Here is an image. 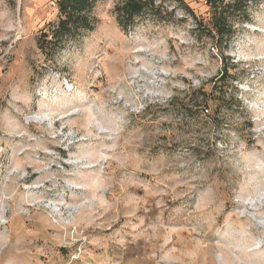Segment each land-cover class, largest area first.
I'll use <instances>...</instances> for the list:
<instances>
[{"label":"rangeland","instance_id":"obj_1","mask_svg":"<svg viewBox=\"0 0 264 264\" xmlns=\"http://www.w3.org/2000/svg\"><path fill=\"white\" fill-rule=\"evenodd\" d=\"M58 1L0 0V264H264V0L215 113L192 96L223 60L183 5L125 31L100 0L47 56Z\"/></svg>","mask_w":264,"mask_h":264},{"label":"trees","instance_id":"obj_2","mask_svg":"<svg viewBox=\"0 0 264 264\" xmlns=\"http://www.w3.org/2000/svg\"><path fill=\"white\" fill-rule=\"evenodd\" d=\"M100 0H59V19L55 24L47 25L38 39L39 49L47 56L54 53L53 45H62L65 41L75 39L78 35L94 30L92 11ZM186 9L194 19L196 41L206 39L213 50L223 60L224 74L221 79L210 83V91L203 86L193 92L194 103L209 107L213 113L221 110L225 103H239L234 97L227 98L226 92H219L218 85L227 83L229 68L226 64V53L231 48L238 29L251 21L252 8L257 7L261 0H206L208 19L198 17L184 0H175ZM161 5L157 0H121L115 8L119 25L126 31L129 26L145 12L158 13ZM208 111V109L206 108Z\"/></svg>","mask_w":264,"mask_h":264}]
</instances>
